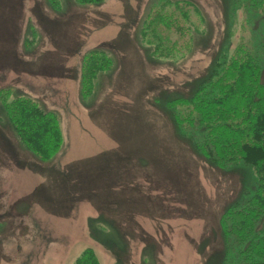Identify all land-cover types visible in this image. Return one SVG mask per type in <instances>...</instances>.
I'll list each match as a JSON object with an SVG mask.
<instances>
[{"label":"rangeland","instance_id":"rangeland-1","mask_svg":"<svg viewBox=\"0 0 264 264\" xmlns=\"http://www.w3.org/2000/svg\"><path fill=\"white\" fill-rule=\"evenodd\" d=\"M48 1L0 0V264H73L90 246L103 264H225L221 212L256 186L257 174L244 162L220 170L200 157L168 100L192 95L253 36L243 6L56 0L54 11ZM157 3L189 16L179 19L184 35L164 30L176 53L153 60L138 38ZM256 15L264 20V10ZM90 49L114 60L84 96ZM19 97L58 119L64 140L52 160L19 139L7 113ZM91 172H102L95 190L86 183Z\"/></svg>","mask_w":264,"mask_h":264},{"label":"trees","instance_id":"trees-1","mask_svg":"<svg viewBox=\"0 0 264 264\" xmlns=\"http://www.w3.org/2000/svg\"><path fill=\"white\" fill-rule=\"evenodd\" d=\"M49 1L54 11L60 9L56 0ZM72 1L80 7H92L104 0ZM170 1L173 2L164 3ZM237 1L245 9V23L253 36L241 40L231 54L220 58L192 95L173 97L168 100V106L173 110L176 128L193 138V147L204 160L220 170L242 162L255 170L256 186L248 189L242 200L227 206L219 222L225 264H264V20L256 15L263 12L264 0ZM196 10L201 13L200 9ZM187 13L184 8L165 11L157 3L145 14L138 40L149 58L156 60L176 53L174 41L164 30L173 28L184 35L186 27L182 23L188 21ZM183 17L185 21L181 23L179 19ZM113 60L104 49L83 53L84 96L91 93L96 78L111 68ZM12 107L7 113L21 142L41 160H52L64 140L55 114L42 109L29 97L17 98ZM98 224L102 234H111L110 227L106 228L102 222ZM73 264L103 263L90 246L82 250Z\"/></svg>","mask_w":264,"mask_h":264},{"label":"bare ground","instance_id":"bare-ground-1","mask_svg":"<svg viewBox=\"0 0 264 264\" xmlns=\"http://www.w3.org/2000/svg\"><path fill=\"white\" fill-rule=\"evenodd\" d=\"M102 175V172H99V173H95V172H91L90 175L88 176V178L86 179V183H88L90 185V189L92 190H95L96 187H97V184H96V180L98 178H100ZM97 177V179H96Z\"/></svg>","mask_w":264,"mask_h":264}]
</instances>
